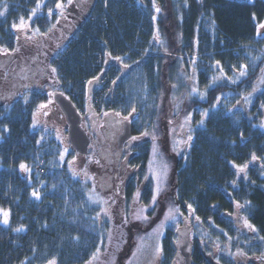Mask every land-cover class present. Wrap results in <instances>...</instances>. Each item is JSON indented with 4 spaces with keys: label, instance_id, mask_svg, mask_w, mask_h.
Listing matches in <instances>:
<instances>
[{
    "label": "trees",
    "instance_id": "trees-1",
    "mask_svg": "<svg viewBox=\"0 0 264 264\" xmlns=\"http://www.w3.org/2000/svg\"><path fill=\"white\" fill-rule=\"evenodd\" d=\"M81 1L76 0L78 9L69 10V0H0V11L7 13L0 19V50H18L12 25L21 18H32V26L47 36L67 33L66 53L53 59V67L59 90L78 108L89 99L86 82H105L104 91L120 86L125 64L126 69L146 74L163 103L172 92L179 58L203 56L199 82L177 89V100L184 101L181 113L165 114L161 104L147 128L165 135L168 127L178 129L182 119L191 117L187 136L193 139L175 162L174 201L213 238H229L248 264H264V83L258 91L255 88L264 70V39L257 35L264 21V0H155V5L152 0H83L80 5ZM57 3L67 8H57ZM99 55L104 67L98 65ZM217 61L218 74H236L242 65L249 70L236 83L210 82ZM200 85L205 99L192 92ZM109 92L101 108L112 116L122 103ZM41 99L38 93H26L13 103L0 104V207L11 212L10 224L0 223V264H48L53 259L57 264H85L96 254L104 227L85 185L60 159L61 145L32 126V105ZM205 110L208 116L201 125ZM162 118L167 121L164 126ZM134 153L131 167L144 171L150 143ZM21 164L30 171L23 172ZM245 164H251L247 180L237 179L233 166ZM99 167L93 163L91 169ZM33 191L39 192V199ZM245 221L255 231L245 232ZM19 227L24 230L15 231ZM174 238L168 232L163 240L161 264L173 263ZM193 250L194 264H214L205 249L195 245ZM217 264L235 262L222 256Z\"/></svg>",
    "mask_w": 264,
    "mask_h": 264
},
{
    "label": "rangeland",
    "instance_id": "rangeland-1",
    "mask_svg": "<svg viewBox=\"0 0 264 264\" xmlns=\"http://www.w3.org/2000/svg\"><path fill=\"white\" fill-rule=\"evenodd\" d=\"M83 2L82 0L80 5ZM76 4V1L71 0L68 9L75 8ZM0 10H2V6ZM0 13H3L0 15V19L6 18V11H0ZM31 19L23 20L24 26L15 28L18 36V50L14 53L7 52L5 49L0 50V104L3 102L13 103L17 97L26 93L25 82L11 81L16 78L15 74L22 64L28 65L30 60L35 59V64L44 65L45 76L40 77V85L35 86L31 91L42 96L41 102L32 105V126L35 125L33 126L35 130H42L61 145L64 152L62 161L72 175L85 185L89 203L98 208V222L104 227L103 240L96 254L85 264H161L164 251L160 252L158 249L160 247L163 249V240L168 232L175 235L172 240L177 251L172 264H187L182 251L186 242L189 244L187 251L191 253L190 264H194L193 249L195 245L205 249L208 260L214 264H217V259L222 256L231 258L235 264H248L249 261L244 257L243 252L236 249L229 238H213L207 228L201 226L200 222L194 223L191 219L192 215L182 214L174 201L175 162L189 147L187 132L190 130L191 119H182L178 129L168 127L165 135L164 133L158 135L153 131L150 132L147 128L149 119L159 110L161 104V109H164L165 114L178 115L181 113L184 101L182 103L180 98V101L177 100V89L181 85L188 89L193 82H199V77L203 72L201 64L206 62L204 57L190 55L189 57L181 56L183 59L179 58L181 61L177 67V77L171 85L172 92L170 91L165 99L162 98L163 103H160L156 98L157 93L152 90L146 74L141 69H133L131 74L125 76L122 85H117L112 90V97L122 103V108L117 112L118 115L115 119L132 122L133 137L127 146L129 153L125 150H116L115 143L110 141L107 134H104V131L100 129H95L90 124L91 119L94 123L97 119L95 117L97 112L93 110L91 116L86 117V129L92 134L93 141L89 155L82 157L74 152L69 144L66 125L56 111L53 100L54 94L60 91L61 87L56 81L55 72L52 71L54 68L53 59L57 55H65L64 46L69 35L65 32L54 31L53 35L47 36L32 26ZM261 24H264V21L258 25L257 35L264 39V28L259 27ZM155 41L156 44L161 43L159 33L156 34ZM260 51L264 54V45ZM218 67L217 64L212 65L210 82L226 80L239 82L245 76H240L241 66L236 74H227L226 72L218 74ZM248 70L246 69V74ZM11 71L13 75H11ZM22 74L20 73L19 76ZM256 82L255 88L258 91L264 83V70ZM86 83L87 92L89 93L91 90L92 106L100 104V101H103L110 93L105 92L101 88L102 85L97 82ZM197 90L196 92L200 94L201 98L205 99V89L200 85ZM41 105L47 107L41 108ZM204 118L202 117V119ZM162 120L164 126L167 121L165 118ZM111 125L115 127L116 124L112 122ZM186 141L187 143H185ZM145 142L150 143L151 154L144 171H142L139 168L131 167L130 151L134 152ZM65 149H67L66 153ZM110 156L114 163H105ZM93 163L100 166L97 171L91 169ZM245 165L247 168L243 172H240L235 166L244 165L233 166L237 179L247 180V171L251 164ZM109 167L112 169L113 179L103 175ZM157 189H159L158 195ZM147 193L150 195L145 197ZM154 197L155 202L153 203ZM0 209L3 208L0 207ZM169 210L172 211L175 219L165 220ZM10 221L11 212L9 224ZM249 230L250 228L246 227L244 231L248 232Z\"/></svg>",
    "mask_w": 264,
    "mask_h": 264
},
{
    "label": "flooded vegetation",
    "instance_id": "flooded-vegetation-1",
    "mask_svg": "<svg viewBox=\"0 0 264 264\" xmlns=\"http://www.w3.org/2000/svg\"><path fill=\"white\" fill-rule=\"evenodd\" d=\"M31 62L26 65V64H22V66L20 67L19 71L17 72V74H15L16 78L11 79L12 82H25L24 83V87H25V91L26 93H31L32 88H34L37 85H40L41 82L40 81V77H44L45 76V67L44 65H37L36 60L32 59L30 60ZM13 72L11 71V75ZM20 73H23L22 75L19 76ZM93 106L91 104V100H88V114L86 116H83V127H85L86 129V122L87 119L86 117H90L92 112H93ZM56 111H58V114H60V118L63 121V123L66 125V121L65 118L63 116V114L61 113L60 109L56 107ZM96 119V123H94L93 119L90 120V124L95 128V129H100L101 131H104V134H108L112 140L113 143H115L116 140L115 137L117 138L120 133L123 132L124 130V126L122 125L121 120L120 121H116L115 120H110V119H103V116L100 114H96L95 116ZM114 122L116 125L115 127L113 125H111V123ZM91 139L93 140V136L92 134L89 132ZM128 144V143H127ZM118 148L119 146L117 145V143L115 144V149ZM117 150V149H116ZM123 150H127V147L125 146L123 149H119L118 151H123ZM108 163H112L113 159L110 157L107 158L106 160ZM114 163V162H113Z\"/></svg>",
    "mask_w": 264,
    "mask_h": 264
},
{
    "label": "water",
    "instance_id": "water-1",
    "mask_svg": "<svg viewBox=\"0 0 264 264\" xmlns=\"http://www.w3.org/2000/svg\"><path fill=\"white\" fill-rule=\"evenodd\" d=\"M127 73V72H124ZM122 74V77L125 74ZM56 103L59 105L62 113L65 116L66 123L68 125V140L72 145L75 152H78L80 155H87L88 148L90 145V138L85 129L82 127V117L81 114L78 112V109L75 107L73 102L69 100L65 95L58 93L54 96ZM131 124L126 122L124 124V131L118 137L119 147H122L123 144L128 141L131 137ZM188 243L183 246V253L186 257L187 264L191 263V255L187 251Z\"/></svg>",
    "mask_w": 264,
    "mask_h": 264
},
{
    "label": "snow or ice",
    "instance_id": "snow-or-ice-1",
    "mask_svg": "<svg viewBox=\"0 0 264 264\" xmlns=\"http://www.w3.org/2000/svg\"><path fill=\"white\" fill-rule=\"evenodd\" d=\"M69 3H71V0H69ZM152 3H153V5H155V0H152ZM56 7H57V8H62L63 5H62L61 3H57ZM155 11H156V13H159V12H160V8H159V7H156V8H155ZM51 14H52V10L49 9V16H50ZM0 15H3V13H0ZM32 15H33V16L35 15V11H33ZM153 19H155V17H153ZM23 26H24L23 18H21V23H20V25H17V24H15V23H13V25H12V27H13L14 29H15V28H18V27H23ZM259 27H260V28H264V24H261ZM37 31H39L38 28H37ZM108 55L111 57V53H108ZM114 59H116V60H118V61H121V63L123 62L121 57H114ZM216 63H217V65L220 64L219 61H217ZM124 67L127 68L128 65L125 64ZM246 69H247V65H242V66H241L240 76H244V75H246ZM52 71L55 72L56 69L53 68ZM214 79H217V78H214ZM232 82H233V83H236V81H232ZM91 83H92V82L89 81V84H91ZM193 91L196 92V91H198V90H197V89H193ZM219 103H220V98L218 97V98H217V104H219ZM238 103H239V102H238ZM44 107H47V106H46V105H41V108H44ZM214 107H215V105H214ZM133 111H135V109H133ZM201 116L206 118V117L208 116V111H207V110L203 111V112L201 113ZM188 119L190 120L191 117L189 116ZM199 123H200L201 125H203V124H204V119H201ZM33 126H35V125H33ZM6 130H7V129H5V131H6ZM145 135H147V133H145ZM192 139H193V137H192L191 135H189L188 138H187V141H191ZM187 141H186L185 143H187ZM66 152H67V149H65V153H66ZM63 158H64L63 155H61L60 159L63 160ZM253 159H256L255 155H253ZM234 166H235V165H234ZM235 167H237L238 170H239L240 172H243V171H245V169L247 168V165H244V166H235ZM20 168H21L22 170H24L25 172H29V171H30V169H28V167H27L25 164H21V165H20ZM158 194H159V189H157V195H158ZM32 195H33L34 197H36L37 199H39V195H40L39 192H37V191H33ZM154 202H155V197H154V199H153V203H154ZM237 206L239 207V205H237ZM188 207H189V209H191V205H189ZM9 217H10V212H9V211H5V210H3V209H0V223H2V224L5 225V226H8V225H9ZM137 218H140V217H137ZM170 218H171V219H175V217H174V215L172 214V211H171V210H169V214H168V216L165 217V220H168V219H170ZM144 219H147V217H144ZM197 219H199V217H197ZM245 224H246L247 227H249V228H251L252 230L255 231L254 226L248 224L247 221H245ZM161 226H162V225H161ZM23 230H24L23 227H19V228H16V229H15V231H17V232H20V231H23ZM158 251L162 252V251H163L162 247H160V248L158 249ZM49 264H56V262H55V260L53 259V260L49 261Z\"/></svg>",
    "mask_w": 264,
    "mask_h": 264
}]
</instances>
